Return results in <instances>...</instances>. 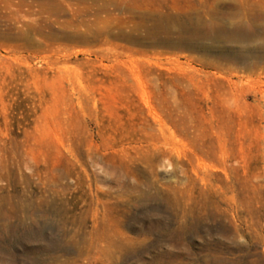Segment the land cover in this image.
<instances>
[{"label": "rangeland", "instance_id": "374dc122", "mask_svg": "<svg viewBox=\"0 0 264 264\" xmlns=\"http://www.w3.org/2000/svg\"><path fill=\"white\" fill-rule=\"evenodd\" d=\"M0 264H264V0H0Z\"/></svg>", "mask_w": 264, "mask_h": 264}, {"label": "bare ground", "instance_id": "6f19581e", "mask_svg": "<svg viewBox=\"0 0 264 264\" xmlns=\"http://www.w3.org/2000/svg\"><path fill=\"white\" fill-rule=\"evenodd\" d=\"M1 211H3L4 209L0 208Z\"/></svg>", "mask_w": 264, "mask_h": 264}]
</instances>
